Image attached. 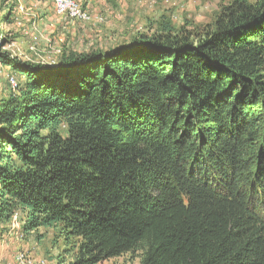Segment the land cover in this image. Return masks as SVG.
Segmentation results:
<instances>
[{
	"label": "trees",
	"instance_id": "1",
	"mask_svg": "<svg viewBox=\"0 0 264 264\" xmlns=\"http://www.w3.org/2000/svg\"><path fill=\"white\" fill-rule=\"evenodd\" d=\"M15 57L0 53L24 78L0 101V224L74 242L67 264H264V0L202 34L167 21L51 67Z\"/></svg>",
	"mask_w": 264,
	"mask_h": 264
},
{
	"label": "rangeland",
	"instance_id": "2",
	"mask_svg": "<svg viewBox=\"0 0 264 264\" xmlns=\"http://www.w3.org/2000/svg\"><path fill=\"white\" fill-rule=\"evenodd\" d=\"M74 1L86 16L74 19L60 15L54 0H0V53L6 51L28 64L51 67L61 54L112 49L126 45L139 34L149 38L167 21L175 31L202 34L213 27L216 17L233 0ZM23 79L0 63V101L14 93ZM21 226L18 213L0 224V264H9L20 254L33 264L71 261L76 251L74 242H64L52 229L23 234ZM140 258L141 251L137 250L99 264H141Z\"/></svg>",
	"mask_w": 264,
	"mask_h": 264
},
{
	"label": "bare ground",
	"instance_id": "3",
	"mask_svg": "<svg viewBox=\"0 0 264 264\" xmlns=\"http://www.w3.org/2000/svg\"><path fill=\"white\" fill-rule=\"evenodd\" d=\"M63 1H65L66 4H69V6H70V13H75V14H68L72 18H74V17H80V16H83V17L86 16L85 15V11H83L84 9L81 8L80 7L81 5H79V3H77L76 1H74V0H63ZM54 4H55V8L62 7L63 6L62 0H54ZM55 11H56V13H58L60 15L62 14V11H60L58 8L55 9ZM9 264H33V262H32V260H30L28 258L27 259H24L23 255L20 254L17 257H15L12 261H10Z\"/></svg>",
	"mask_w": 264,
	"mask_h": 264
},
{
	"label": "built area",
	"instance_id": "4",
	"mask_svg": "<svg viewBox=\"0 0 264 264\" xmlns=\"http://www.w3.org/2000/svg\"><path fill=\"white\" fill-rule=\"evenodd\" d=\"M62 7H57L60 11H62V15L68 17V14H75V13H70V6L69 4H66L65 1L62 0ZM55 8V9H57Z\"/></svg>",
	"mask_w": 264,
	"mask_h": 264
}]
</instances>
